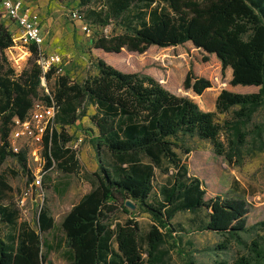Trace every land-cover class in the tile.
Listing matches in <instances>:
<instances>
[{"label": "trees", "instance_id": "1", "mask_svg": "<svg viewBox=\"0 0 264 264\" xmlns=\"http://www.w3.org/2000/svg\"><path fill=\"white\" fill-rule=\"evenodd\" d=\"M87 6L96 1L100 8L86 7L82 17L105 26L113 23L120 32L97 35L91 46L106 53L123 48L142 53L149 46L168 47L190 42L206 54H214L223 69H231L230 84L254 86L253 92L222 89L215 98L218 113L234 106V121H225L230 137L225 145L219 138L222 126L215 112L201 109L191 98L169 91L150 75L121 71L97 58L95 75L81 82L65 74H44L54 79L50 91L40 93L42 71L36 62L37 47L30 45L28 65L17 71L5 51L18 45L5 20L0 18V166L12 156L32 180L28 148L13 152L9 134L15 120L23 119L36 100L54 102L56 114L44 138L45 170L56 165L64 173L78 174L81 165L75 149L68 143L72 136L65 127L87 117L93 126L89 142L94 149L97 169L86 173L90 189L71 206L61 221V229L70 251L71 264H145L165 237L173 238L177 229L172 222L177 212L206 210V219L197 229L222 237L215 249L239 247L228 261L214 264H264V218L247 226L246 201L235 196L215 194L205 198V183L190 174L177 150L184 137L209 141L216 154L230 162L246 143L247 132L241 123L264 108V0H80ZM211 86L208 79L189 70L183 87L201 94ZM92 107L93 112L88 113ZM264 123L255 124L253 140L260 139ZM166 180L152 195L156 172ZM10 189L0 174V264H43L40 233L51 230L53 218L46 207L36 215L35 228L19 221L14 202H3L4 190ZM130 200L150 216L151 224L141 243L140 227L133 217L123 223H109V214L125 208ZM251 233L246 240L242 233ZM187 264H195L188 258Z\"/></svg>", "mask_w": 264, "mask_h": 264}, {"label": "rangeland", "instance_id": "2", "mask_svg": "<svg viewBox=\"0 0 264 264\" xmlns=\"http://www.w3.org/2000/svg\"><path fill=\"white\" fill-rule=\"evenodd\" d=\"M36 1L43 14L42 24L46 33L45 45L42 47L47 52L60 56L62 72L72 81L81 82L86 76L95 75L97 58L121 71L150 75L174 94L193 99L203 110L214 111L215 120L222 126L219 138L227 144L226 139L230 137L231 131L225 121H234L233 110L238 107L234 106L224 113L216 112L217 94L222 89L241 93L253 92L257 87L231 85V69H223L214 54H206L190 42L168 47L151 45L142 53L131 52L125 48L118 53H106L93 48L92 39L97 35L120 32V28L113 23L100 26L83 17L76 19L72 16V11L76 10L84 16L86 7L99 9L98 2L92 1L85 6L80 0ZM5 54L17 71L25 68L31 57L30 52L21 45L7 49ZM189 70L195 76L208 79L211 86L201 94L185 89L183 81ZM53 83V78L45 80L44 84H40V93H45V89L50 91ZM92 112L93 108L89 107L88 113ZM261 123H264V108H259L250 122L239 125L241 130L247 132L246 143L239 154L231 155L230 162L223 155L216 154L209 141L197 137H184L180 142L190 150L188 154L177 150L188 166L189 173L204 181L205 198L220 194L246 201L248 227L264 218V145L259 149L260 139L253 140L252 133L254 125ZM65 129L72 136L68 145L75 149L81 165L78 174L64 173L56 165L46 170L43 168L41 184L33 186L30 195L22 203L21 194L28 184L21 167L12 156L7 157L0 166V174L5 177L10 187L4 190L2 200L16 204L19 221H27L35 228L36 215L41 207H46L53 218V228L40 233L43 264H71L70 251L60 226L61 221L71 206L90 189L86 173L97 169L95 152L89 142L90 131L94 130L89 119L85 116ZM261 139L264 144V132ZM166 177V174L156 172L152 195L157 192L159 185L165 182ZM128 202L130 203H125L124 209L118 207L109 214V223L113 226L115 222L123 223L127 218L133 217L139 224L140 240L145 246V235L151 224L150 216L137 209L130 200ZM205 219V209L196 213L177 212L172 219L177 233L173 238L165 237L164 241L157 245L152 253L154 260L150 261L145 254V264H187L188 258L195 264H214L218 259L231 261L239 247L232 244L227 250L215 249L222 237L209 231H197ZM5 230V226L0 223V233ZM258 233L264 234L263 231ZM251 235L249 232L242 233L246 240H249Z\"/></svg>", "mask_w": 264, "mask_h": 264}, {"label": "built area", "instance_id": "3", "mask_svg": "<svg viewBox=\"0 0 264 264\" xmlns=\"http://www.w3.org/2000/svg\"><path fill=\"white\" fill-rule=\"evenodd\" d=\"M30 0H0V18L8 19L15 25L14 41L28 49L30 45L37 47L36 62L41 68V84H44V74L53 68L54 74H63L61 58L53 52H47L42 46L44 34L42 32L39 13L29 4ZM72 16L80 19L77 11H72ZM6 21V20H5ZM46 92L47 89H45ZM56 114L53 101L46 104L36 100L32 108L23 119L15 120L9 134V145L13 152H18L21 147L28 148V163L32 173V180L21 194V202L30 195L31 188L41 184L44 174L45 158L43 155L44 138L47 130L51 129Z\"/></svg>", "mask_w": 264, "mask_h": 264}, {"label": "crops", "instance_id": "4", "mask_svg": "<svg viewBox=\"0 0 264 264\" xmlns=\"http://www.w3.org/2000/svg\"><path fill=\"white\" fill-rule=\"evenodd\" d=\"M29 4H31L33 7H35L37 10H38V13H39V17H40V21H41V27H42V32L44 34V38L46 37V33L44 32V25L42 24V21L44 23V20H43V14H42V11L41 9L38 8V3L36 0H30L28 2ZM0 12H1V6H0ZM6 20V24L8 25L9 29L13 32L16 31L15 29V25L13 23H10V21L6 18H4ZM45 45V40H44V43H43V46ZM44 48V47H43ZM45 49V48H44Z\"/></svg>", "mask_w": 264, "mask_h": 264}, {"label": "water", "instance_id": "5", "mask_svg": "<svg viewBox=\"0 0 264 264\" xmlns=\"http://www.w3.org/2000/svg\"><path fill=\"white\" fill-rule=\"evenodd\" d=\"M126 204H129L130 202H128V200L125 202ZM132 205V204H131ZM133 206V205H132Z\"/></svg>", "mask_w": 264, "mask_h": 264}]
</instances>
